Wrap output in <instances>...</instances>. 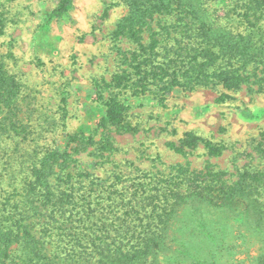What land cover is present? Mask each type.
I'll return each instance as SVG.
<instances>
[{"label":"trees","instance_id":"16d2710c","mask_svg":"<svg viewBox=\"0 0 264 264\" xmlns=\"http://www.w3.org/2000/svg\"><path fill=\"white\" fill-rule=\"evenodd\" d=\"M124 2L128 12L111 36L125 37L135 48L118 50L120 71L108 82H94L103 107L95 128L100 138L70 134L64 149H48L29 165L22 187L0 202V264H244L236 250L251 240L261 244V252L248 257L249 264H264V168L245 164L230 174L209 163L198 171L184 163L166 174H114L110 182L78 169L82 153L105 158L107 152L108 158L117 151L112 133H137L127 116L129 96L150 93L163 103L174 88H220L219 103L244 84L255 81L264 88V0H236L231 9H221L222 16L211 14L213 24L188 0ZM69 4L59 0L44 22L67 17ZM4 11L0 0V36ZM142 34H148L145 43ZM19 93L0 58V130L8 134L25 130L17 119ZM200 143L208 158L222 152L192 131L166 146L186 156ZM206 194L219 201L213 211L187 205ZM221 201L242 205L238 215L244 220L217 210ZM158 252L164 253L161 262Z\"/></svg>","mask_w":264,"mask_h":264},{"label":"rangeland","instance_id":"374dc122","mask_svg":"<svg viewBox=\"0 0 264 264\" xmlns=\"http://www.w3.org/2000/svg\"><path fill=\"white\" fill-rule=\"evenodd\" d=\"M1 1L5 22L4 34L0 36V58L20 85L17 119L25 130L20 135L0 130V202L6 194L22 187L29 165L45 151L64 149L68 135L92 134L95 140L100 138L101 129L95 128L103 107L95 97L94 82H108L120 71L118 50L135 48L127 38L111 36L115 25L128 12L124 0H70L68 16L53 18L48 24L44 22L45 15L59 0ZM188 1L208 24L215 22L213 12L222 16L221 9L229 10L236 2ZM223 23L227 24L225 20L219 22ZM142 36V42H147L148 34ZM259 87L255 81L244 84L230 93L232 99L219 103L215 98L222 91L220 88L193 91L174 88L163 103L150 93L129 96L127 116L132 125L138 126L137 133H112L117 151L108 158L107 152L105 158L99 157L98 152L82 153L78 169L108 178L107 182L112 180L111 175L127 177L137 169L166 174L171 166L184 163L197 171L209 163L214 171L230 174H236L245 164L262 169L264 88ZM188 131L221 146V154L208 158L202 143L187 151L186 156L166 146L169 142L177 144ZM99 162L102 164L98 165ZM221 202L217 210L233 213L235 222L244 220V214L238 215L242 205L236 201ZM186 203L192 209L206 212L213 211V204L219 205L207 194ZM260 246L251 240L236 250L235 258L249 264L247 258L257 257ZM163 256L164 253L158 252L159 262Z\"/></svg>","mask_w":264,"mask_h":264}]
</instances>
